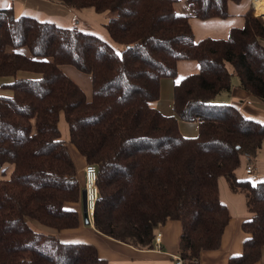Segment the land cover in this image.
I'll return each mask as SVG.
<instances>
[{
	"label": "trees",
	"instance_id": "obj_1",
	"mask_svg": "<svg viewBox=\"0 0 264 264\" xmlns=\"http://www.w3.org/2000/svg\"><path fill=\"white\" fill-rule=\"evenodd\" d=\"M71 10L108 14L111 42L95 32L60 27L0 8V77H14L0 95V264H110L86 242L62 241L36 228L79 227L83 180L69 141L97 167L94 228L139 249L155 246L156 228L178 220V253L197 262L220 247L230 220L219 196L224 176L246 197L248 237L228 264H253L264 247V181L236 177L243 155L264 143V122L216 97L231 79L264 101V4L248 10L242 28L226 39L196 40L189 19L225 18L229 0H53ZM239 2L240 0H232ZM257 17H255L254 16ZM260 21H259V20ZM263 25H262V24ZM198 69L180 80L179 62ZM91 77V96L61 68ZM19 71L39 78H17ZM173 78L174 115L153 103L160 81ZM194 121L198 135L184 136L178 121Z\"/></svg>",
	"mask_w": 264,
	"mask_h": 264
},
{
	"label": "crops",
	"instance_id": "obj_2",
	"mask_svg": "<svg viewBox=\"0 0 264 264\" xmlns=\"http://www.w3.org/2000/svg\"><path fill=\"white\" fill-rule=\"evenodd\" d=\"M6 7H12L16 16H29L39 21L55 23L60 27L71 28L77 26L81 29L88 28L89 30L92 29L91 31L95 32L103 39L110 38L104 26L106 19L103 16L100 17L91 7L82 10H71L53 0H0V8ZM255 8L253 0H240L239 2L229 0V15L227 17H213L208 19L192 17L189 19V23L196 40L207 37L226 39L232 28H242L244 26V15L250 9H253V12L258 9ZM96 26L104 28L97 33L96 30L99 29L96 28ZM65 66L69 65L61 67L64 71L67 69ZM69 75L75 78L80 84V87L82 86L85 90L89 91L86 95L90 98L91 77L89 83L84 73L73 69L69 70ZM39 77L40 75L38 73L29 71H19L17 73V78ZM234 77L235 76L231 79V92L221 94V98L226 99V101L236 106L245 115L264 122V101L253 97L250 91L242 88L238 77ZM163 79H161V81ZM2 80L3 79L0 78V81ZM7 80L11 81V78L9 77ZM3 84L2 82L0 84V95L11 96L13 92L9 89L2 88ZM162 113H167V115H169L171 112ZM59 128L61 131V138L67 142L69 153L75 163L77 177L82 181L84 167L87 162L78 152L77 148L70 143L68 126L64 120L63 114L60 116ZM247 159V155L241 157L240 166L236 170V177L239 179L245 176L244 166ZM253 159L255 160V175L251 177V179L254 182L264 181V143L257 156L253 157ZM219 196L221 201L228 207L231 214L230 220L224 229L220 247L214 250L201 252L199 260L195 263L184 262L183 264H228L230 257L239 255L242 252L243 243L248 237L247 233L242 229V222L251 217V213L247 208L246 197L241 192H234L224 176L219 178ZM74 207L78 209L81 215L79 227L58 231L36 224V228L47 234L55 235L62 241L86 242L92 244L97 249L99 256L105 258L110 264H176L174 257H179L178 240L181 232L180 221L167 220L159 224L156 228V234L161 233L160 241H155V246L152 249H139L102 235L94 228L91 218H89V224L85 222L82 203L76 204ZM253 264H264V247L261 250L259 260Z\"/></svg>",
	"mask_w": 264,
	"mask_h": 264
},
{
	"label": "rangeland",
	"instance_id": "obj_3",
	"mask_svg": "<svg viewBox=\"0 0 264 264\" xmlns=\"http://www.w3.org/2000/svg\"><path fill=\"white\" fill-rule=\"evenodd\" d=\"M261 10V9H260ZM263 10V9H262ZM257 12V11H255ZM100 17L103 16L106 19H108V14L106 13H97ZM258 14V13H257ZM260 15V14H258ZM259 20V19H258ZM260 21V20H259ZM102 26V25H101ZM101 26H96V28H98L99 30H96V32L98 33V31H101L102 27ZM92 30V29H90ZM107 41L111 42L110 38H106ZM67 67L66 71H64L65 73H67L69 75V70L73 69L75 71H77L74 67L72 66H65ZM198 69V64L196 62H187V61H182L179 62V66H178V75L176 80H180L183 77H185L187 74L193 73ZM85 77L88 78V81L90 83V76L88 74H85ZM73 81H75L77 84H79L75 78L72 75H69ZM3 80L0 81L2 83H9L10 81L7 80L9 77H0ZM11 78V82L12 80H14V77H10ZM236 78V76L234 77ZM174 79L173 78H164L161 81V85H160V98L158 100H156L153 105L160 108L159 110H161L162 112H171L169 115H174V110H173V86H174ZM167 83V84H166ZM80 85V84H79ZM82 87V86H81ZM83 90L87 93H89V91L85 90L84 87H82ZM217 102H221V100H225L224 102H226V99H222L221 96H217L216 99ZM167 115V113H165ZM179 125V129L181 131V133L186 136V137H195L198 135V124L197 122L194 121H183V120H179L178 121ZM12 166H9L5 172L3 173L2 171H0V178H9L12 172Z\"/></svg>",
	"mask_w": 264,
	"mask_h": 264
},
{
	"label": "built area",
	"instance_id": "obj_4",
	"mask_svg": "<svg viewBox=\"0 0 264 264\" xmlns=\"http://www.w3.org/2000/svg\"><path fill=\"white\" fill-rule=\"evenodd\" d=\"M83 172H84L83 190L85 191V195H86V202L88 209L87 213H88V217L92 219L94 205L98 198L97 167L96 165L93 164H86ZM244 175L245 177L248 178H251L255 175V160L251 156H248V159L245 163ZM160 237H161V233H157L155 241L159 242ZM174 259L176 264H183L185 262L180 256L174 257Z\"/></svg>",
	"mask_w": 264,
	"mask_h": 264
},
{
	"label": "water",
	"instance_id": "obj_5",
	"mask_svg": "<svg viewBox=\"0 0 264 264\" xmlns=\"http://www.w3.org/2000/svg\"><path fill=\"white\" fill-rule=\"evenodd\" d=\"M82 205H83V214H84V219L87 224H89V217H88V209H87V202H86V195L85 191L83 190V197H82Z\"/></svg>",
	"mask_w": 264,
	"mask_h": 264
},
{
	"label": "bare ground",
	"instance_id": "obj_6",
	"mask_svg": "<svg viewBox=\"0 0 264 264\" xmlns=\"http://www.w3.org/2000/svg\"><path fill=\"white\" fill-rule=\"evenodd\" d=\"M253 3H254L255 6H258V5L264 4V0H253ZM258 10H260V9H258Z\"/></svg>",
	"mask_w": 264,
	"mask_h": 264
}]
</instances>
